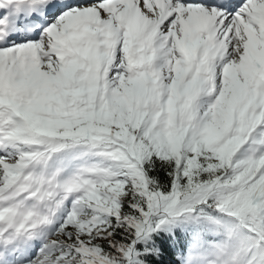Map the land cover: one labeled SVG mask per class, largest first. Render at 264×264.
Masks as SVG:
<instances>
[{"label":"snow or ice","instance_id":"snow-or-ice-1","mask_svg":"<svg viewBox=\"0 0 264 264\" xmlns=\"http://www.w3.org/2000/svg\"><path fill=\"white\" fill-rule=\"evenodd\" d=\"M0 264H264V0H0Z\"/></svg>","mask_w":264,"mask_h":264}]
</instances>
